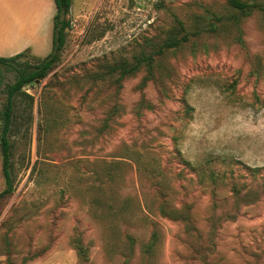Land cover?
Wrapping results in <instances>:
<instances>
[{"label": "rangeland", "instance_id": "rangeland-1", "mask_svg": "<svg viewBox=\"0 0 264 264\" xmlns=\"http://www.w3.org/2000/svg\"><path fill=\"white\" fill-rule=\"evenodd\" d=\"M176 17L199 34L159 54ZM68 19L16 100L0 264H264V9L73 0ZM143 53L152 68L101 78Z\"/></svg>", "mask_w": 264, "mask_h": 264}, {"label": "trees", "instance_id": "trees-1", "mask_svg": "<svg viewBox=\"0 0 264 264\" xmlns=\"http://www.w3.org/2000/svg\"><path fill=\"white\" fill-rule=\"evenodd\" d=\"M57 5V13L54 19V34H53V49L46 57H35L37 61L31 66L19 63L20 60L29 55L27 52H21L10 57H0V87L4 81V74L6 71L14 69L16 71V81L6 85L7 104L2 111H0V120L3 121V129L0 135V146L2 153V165L6 179V188L0 193V199L12 191L13 180L11 173V154L12 142L9 135L14 126L16 100L19 94L24 93L23 87L30 85L32 82L45 78L49 71L52 70L60 61L61 53L66 44L67 31L71 27V21L68 15L71 11L73 0H55ZM228 3L235 9L251 13L253 9H264L261 3H249L244 0H227ZM178 23V32H184L182 36L173 35L167 39L158 52L162 54L164 48H175L182 45L190 39V35H197L199 32L188 33L184 22L176 17ZM154 55L141 54L134 57L133 61L122 60L114 63H109L105 67L106 70L101 72V78L108 75H118V80H121L127 75L138 72L143 66L152 68L154 66Z\"/></svg>", "mask_w": 264, "mask_h": 264}, {"label": "crops", "instance_id": "crops-1", "mask_svg": "<svg viewBox=\"0 0 264 264\" xmlns=\"http://www.w3.org/2000/svg\"><path fill=\"white\" fill-rule=\"evenodd\" d=\"M56 13L55 0H0V57H46L53 49ZM5 188L0 155V193Z\"/></svg>", "mask_w": 264, "mask_h": 264}, {"label": "water", "instance_id": "water-1", "mask_svg": "<svg viewBox=\"0 0 264 264\" xmlns=\"http://www.w3.org/2000/svg\"><path fill=\"white\" fill-rule=\"evenodd\" d=\"M40 80H37L36 82H39ZM35 82H32V84H34Z\"/></svg>", "mask_w": 264, "mask_h": 264}]
</instances>
